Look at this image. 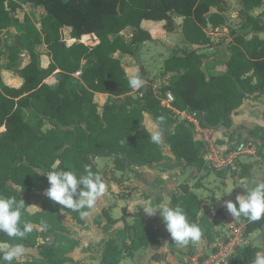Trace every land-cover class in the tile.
Returning a JSON list of instances; mask_svg holds the SVG:
<instances>
[{
  "label": "trees",
  "instance_id": "16d2710c",
  "mask_svg": "<svg viewBox=\"0 0 264 264\" xmlns=\"http://www.w3.org/2000/svg\"><path fill=\"white\" fill-rule=\"evenodd\" d=\"M262 1L238 0L243 21L239 26H230L224 8L226 0H0V35L9 26L19 32L15 44L5 48L6 67L23 79L17 88L0 81V196L19 201L23 191L43 192L39 197L42 209L37 213H30L29 203L24 200L21 227L30 224L31 232L24 238L0 232V241L38 247V258H15L11 264L72 261L68 253L77 242L65 235L62 213L78 224H84L86 219L80 211L47 198V177L40 172L62 169L79 177L87 175V165L100 175L98 157L110 158L116 170H130L135 165L160 161L164 156L163 142L185 166H206L203 144L195 139L190 123L178 122L170 110L160 105L151 87H145L138 98L129 96L133 88L115 54H124L132 45L151 40L150 32L141 27L143 20L164 21L163 27L171 31L172 17H182L183 39L196 48L165 59L163 73L173 76L162 89L173 94L175 109L195 114L203 126L213 130L229 128L232 112L248 96L264 93V38L260 35L264 32L263 12L252 13ZM21 3L44 7L40 29L28 17L23 22L11 17ZM222 26L228 28L231 38L225 71L207 76L198 50L211 45L207 29ZM127 27L133 31L126 38L121 32ZM42 38L52 59L46 68L40 66L36 49ZM66 39L76 42L66 45ZM23 51L29 58L18 64ZM82 61L85 65L81 69ZM80 69L81 76L77 78L73 74ZM52 74L57 80L53 86L45 82ZM96 92L125 97L121 102L108 103L99 112L93 102ZM143 112L149 113L155 124L163 118V141L159 144L152 142L143 124ZM44 124L51 128L43 131ZM250 134L260 142L258 155L264 159V128L253 129ZM124 154L127 164L119 159ZM247 173V166L241 162L238 174ZM100 179L106 182L105 176ZM194 187L180 183L169 206L181 207L189 222L200 227L201 239L208 240L215 235V228L224 224L229 212L218 208L212 216L203 214L204 200ZM82 211L87 213L89 209ZM236 219L246 222L245 235L264 225V217L256 222L244 217ZM163 236L170 234L158 214L147 220L136 213L131 223L115 230L105 242L100 264H120L125 255L157 246ZM193 243L182 247L190 253ZM259 250L246 243L226 264H252Z\"/></svg>",
  "mask_w": 264,
  "mask_h": 264
},
{
  "label": "crops",
  "instance_id": "0c3cea01",
  "mask_svg": "<svg viewBox=\"0 0 264 264\" xmlns=\"http://www.w3.org/2000/svg\"><path fill=\"white\" fill-rule=\"evenodd\" d=\"M44 14L45 10L43 6L34 5L31 3H21L15 11L10 13L11 17L18 19L19 22H23L24 18L28 17L37 29H40L41 27V19ZM34 17L38 19V22L34 21ZM172 19L174 22V29L171 31L164 30L163 33L159 32V29L163 24L162 21L143 20L141 22V27L150 32L152 37L151 40L136 43L132 45L131 49L126 52L127 54L135 56L136 52L138 51L140 57H142L143 61L141 62V64L143 65H147V63H150L152 60V64L158 63L155 65H157L160 68L159 70H161V87L170 84L171 77L173 76L172 73H163V63L165 59L172 55L169 54L171 48L170 45L176 43V39H179L181 44L187 48L186 51L196 48L195 46L185 42L183 39L181 31L182 17L173 16ZM177 19H179V22L176 24L175 21H177ZM175 27H178V31L175 29ZM226 29L227 27L225 26L217 27L215 29H212V33H225L224 31ZM131 31L133 30L127 27L121 32V34H126L129 37L130 35H132ZM18 34L19 32L17 31L15 26H9L5 30H3L0 35V49L2 52L0 54V81L4 85L15 88L22 85L23 79L18 72L6 67L7 54L5 48L7 46H12L15 44ZM66 34L67 32L65 31L64 35ZM157 34H160L161 36H163V38L156 41L157 43H155ZM224 35L225 37L227 36L229 38L227 41L228 47L231 39L229 34L225 33ZM173 38L175 40L174 42H172ZM166 40L167 42H165ZM67 42H69V44H65L70 45L76 41L75 39H67ZM148 44H156V51H158V48L160 46H162L163 48L166 47V50L160 52V54H156L155 57L152 58L151 52H145V49L147 50ZM203 48L205 47L200 48L198 52L203 56V69L206 75L215 76L224 73L225 61L229 55L228 49L226 48V55L224 56V60L221 61L220 59L216 58L217 56L205 58L204 53L210 48ZM36 49L39 52L38 60L40 66L46 68L50 64L52 59L49 49L43 42V38L37 45ZM119 55L122 54H115V56L120 59L123 65L124 60H122ZM28 58V54L23 51L21 55V61H25ZM152 64L147 66L150 67ZM84 65L85 61H82L81 69L84 67ZM81 69L78 70L80 72L79 75L75 73L73 75L77 78H80ZM134 71L136 72L137 68H134L131 73ZM125 73L126 76L130 78L131 73L129 75L128 71L126 70ZM45 82L53 86L56 84L57 80L52 74L45 79ZM154 87L152 86V90H154ZM129 93V96H131V92ZM109 95L110 93H94L93 102L99 112H102V110L106 108V105L108 103H113L116 101L121 102L125 97L124 95H115L119 98L111 102V100H107L108 98H106ZM113 95L114 94H112V96ZM99 96L100 100L98 101L97 98ZM147 119H151L152 123L154 122L152 116L149 113L143 112V124L148 130L145 124ZM153 124H155V122ZM256 128H264V93L248 96L243 101V103L235 111L232 112L231 126L229 128L218 129L216 131L215 137L217 138L218 143H224L226 145L235 141L243 142L248 140L249 138H252L250 131ZM194 136L195 139H197L196 135ZM252 139L256 138L253 137ZM163 151L164 156L160 161L145 165H135L130 170L124 171L116 170L114 168L112 160L111 163L107 162V160H104L110 158L100 157L103 158V161L101 162V169L106 179V182L104 183L105 188L103 194L97 198L95 206L89 209V211L87 212L84 224H78L73 221L69 214L62 213V219L67 229L65 235L77 242V245L74 247V249L68 253V257L72 261H68L64 264H100L104 244L109 239L111 234L115 230L122 229L125 223H131L133 221L135 213L142 214L143 217H147V220L153 218L155 215L149 216L143 212L142 208L145 207V202L151 201L153 208H159L164 204L169 205L171 198L177 192V188L180 183H187L191 186L195 185L194 192L204 200L202 210L206 207L207 204L210 205L209 208L211 210V215L209 216H212L213 212L216 209H226L224 203L225 201H234L237 194H243V189L238 186L239 181L242 178L246 179L249 183L257 178L264 179V159L261 157V155H257V157L255 158L248 157L244 159V162L242 161L243 164L248 168L247 176L238 174L237 176L233 175L234 177H232L227 176L223 173H213V171H209L210 169L207 166H185L174 157L169 149V146L168 150L164 147ZM125 187L127 189H125ZM230 190V193L222 195L224 192ZM36 191L37 190H28V194H26L29 198V201L27 200L29 203L27 210L30 213H37L42 209L39 197L43 192L40 190V192ZM32 193L38 196V198L34 200V202L31 201L32 199H30V197L33 195ZM208 195L209 199H207ZM235 221L236 218L227 213L224 224L222 226L216 227L215 232L217 234H220L222 231H224V225L226 223H232ZM261 229L264 230V225L261 228L249 233L248 235L254 236H252L251 240L246 241V243H251L255 246H258L260 249L259 251H262L260 243L262 241L261 237L264 236V234L262 236H258V234L256 233ZM39 241L40 243H42L41 239ZM194 243H198L199 246L197 245L196 248L192 247L191 250L207 249L209 245L202 239ZM23 247L25 249L24 253H26V258L21 259V261L32 257L38 258L37 246ZM182 248V245L172 241L170 236H163L157 246L140 248L134 251V254L132 256L125 255L121 259L120 264H161L162 262L175 260L184 262L189 253L187 252L188 254L186 255L184 253H180V250H182Z\"/></svg>",
  "mask_w": 264,
  "mask_h": 264
},
{
  "label": "clouds",
  "instance_id": "9594fccd",
  "mask_svg": "<svg viewBox=\"0 0 264 264\" xmlns=\"http://www.w3.org/2000/svg\"><path fill=\"white\" fill-rule=\"evenodd\" d=\"M129 85L133 89L142 86L141 79L137 72H132L129 78ZM163 118L154 125L150 138L152 142L159 144L162 139V129L160 124ZM87 175L77 176L73 171L51 170L46 175L48 187L45 195L51 201L66 208L80 211L81 216L87 215L83 209H91L95 206L96 200L104 192L105 185L99 175L93 173L89 166H85ZM243 189V194H237L235 202L225 201L227 211L236 218L244 217L249 222H256L264 217V179L257 178L249 183L246 179H241L239 185ZM79 188V191H78ZM232 190V189H231ZM226 191L224 194L231 192ZM75 197V198H74ZM222 197V196H221ZM24 200L17 201L14 197L0 196V232L8 237L24 238L32 231L30 224L24 223L21 227V210L24 208ZM143 212L149 216L158 214L170 234L172 241L186 246L189 242L201 240L202 232L195 223H190L184 210L177 206L171 207L167 204L159 208H153L151 201L145 202ZM46 229L47 224L43 225ZM25 252L20 244L11 245L0 241V264H11V262ZM252 264H264V251L256 253Z\"/></svg>",
  "mask_w": 264,
  "mask_h": 264
},
{
  "label": "built area",
  "instance_id": "2783aa9c",
  "mask_svg": "<svg viewBox=\"0 0 264 264\" xmlns=\"http://www.w3.org/2000/svg\"><path fill=\"white\" fill-rule=\"evenodd\" d=\"M79 71L75 74L79 75ZM153 93L160 105L168 110L178 122H188L193 128L197 140L203 144V159L208 168L218 172L239 173L241 157L256 156L260 149V142L249 138L243 142H232L228 145L218 143L215 137L216 131L203 126L195 114L173 107V94L169 90L155 86ZM246 222L236 219L231 223L229 234L214 243L211 250L195 249L191 251L181 264H226L228 259L244 245L243 235Z\"/></svg>",
  "mask_w": 264,
  "mask_h": 264
},
{
  "label": "rangeland",
  "instance_id": "374dc122",
  "mask_svg": "<svg viewBox=\"0 0 264 264\" xmlns=\"http://www.w3.org/2000/svg\"><path fill=\"white\" fill-rule=\"evenodd\" d=\"M224 8H225L226 16H227V19H228V21H227L228 25H230V26L231 25L232 26L241 25V23L243 21V17H242V14H241L240 6L238 4V0H226V5H225ZM252 12H253L254 15H258L261 12H263V20H264V0L262 1V4L258 8L253 10ZM34 21L38 22V19L36 17H34ZM162 22L164 24V21H162ZM175 22L177 24L179 22V19H177V21H175ZM163 24H162V27H160V29H159V32H162V33L164 32V30H166L163 27L164 26ZM175 29L178 31V27H175ZM207 32L210 35V37L212 38V41H211V46L203 48V49L210 48L204 53L205 58L206 57L207 58H211L213 56H217L216 57L217 59H220L221 61H223L224 60V56L226 55L227 41L229 39L227 36L225 37L224 34L225 33L228 34V32H229L228 28L224 31L225 33H220V32H213L212 33V30H210L209 28L207 29ZM240 32L244 33V31H240ZM171 35H173V34H171ZM123 36L126 37L127 35L125 34ZM261 36L264 38V32L261 33ZM171 37H174V36H171ZM162 38H163V36H161L160 34H157L155 43H157L156 41L161 40ZM176 40H177L176 43L170 45L171 48H170L169 54H179V53L185 52L187 50V48L181 44L179 39H176ZM174 41L175 40L173 38L172 42H174ZM165 42H167V40ZM65 43L69 44V42H67V39L65 40ZM149 43H153V42H149ZM155 48H156V44H151V45L148 44L147 45V50L145 49V52L146 53H150L151 52L152 58H154L156 54H158V53L160 54V52H163L164 50H166V47L163 48L162 46H160L158 48V51H156L157 49H155ZM119 56H120V58L122 60H124L123 61V65L125 67V70L128 71L129 75H130L131 71L134 68H137L136 72L138 73L139 78L141 79V82H142V86L141 87H142V89H140V88L139 89H133L131 91V96H133V98H138L139 96H141L142 91H143V89L145 87H151V88H152V86L153 87L154 86H158L159 88L161 87V85H162V82H161L162 81L161 80L162 76L160 75V71L161 70H159L160 68L157 65H155V64H158V63H155V64L153 63L152 64V62H153V60H152L150 63H147V65L152 64L150 67L147 66V65L141 64V62L143 60H142V57H140V54L138 53V51L136 52L135 56H132V55L127 54V53L119 55ZM99 98H100V96L97 98L98 101L100 100ZM106 98H108L107 100H111V102H113V101L117 100V98H119V97L115 96V95L112 96V94H110ZM153 123H152L151 119H147L146 122H145V124H146V126L148 128V131L150 133L154 130V125L155 124H153ZM49 129H50V126L46 125V124H44L43 127H42L43 131H48ZM161 140L163 141V139H161ZM163 145L168 150V146L164 142H163ZM248 157L255 158V157H257V155L256 156H243V157H241V162L242 161L244 162V159H246ZM102 159L103 158H100V157L97 159L98 164H99L98 166L100 168L102 166V163H101L103 161ZM104 160H107V162H110V163L112 162L111 159H104ZM209 169H210L209 171H213V173L214 172L215 173L218 172V171H215V170H213L211 168H209ZM218 173H223V174H225L227 176H232V177L238 175V173L223 172V171L218 172ZM125 189H127V188L125 187ZM36 192H40V191L37 190ZM26 194H28V192L27 191H23L21 193V197H22L23 200H28L29 201V198L27 197ZM37 198H38V196L36 194H33L30 197V199H32L31 201H33V202ZM207 199H209V195L207 196ZM209 206L210 205L207 204L206 207L203 208V210H202V213L206 214L207 216L211 215L210 214L211 210H210ZM146 219H147V217H146ZM224 227H225L224 231H222L220 234L219 233L217 234L215 232V235L211 239H208V240L207 239H202V240L205 241V243L209 244L207 250H211L213 248V246H214V243H216L218 240L224 239L229 234V230L231 228V223L230 222L226 223L224 225ZM256 234H258V236H262L264 234V230L261 229ZM252 236H254V235H245V233H244V235H243L244 245L246 244V241L251 240ZM261 240H262L261 243H260L261 249H262V251H264V236L261 237ZM197 245H198V243H194L193 244V248H196ZM194 250L195 249H193L192 251H194ZM180 253H184L185 255L188 254L185 248L184 249L182 248V250H180ZM16 258L18 260L24 259V258H26V253H23V255H21L19 257H16ZM181 263H183V262H180V260H175V261L162 262L161 264H181Z\"/></svg>",
  "mask_w": 264,
  "mask_h": 264
},
{
  "label": "water",
  "instance_id": "95a60500",
  "mask_svg": "<svg viewBox=\"0 0 264 264\" xmlns=\"http://www.w3.org/2000/svg\"><path fill=\"white\" fill-rule=\"evenodd\" d=\"M21 62V58L18 60V64ZM119 159L121 160V161H123L124 163H128V158H127V156H126V154H124V155H122L121 157H119ZM99 177L100 178H103L104 177V175H103V172H101L100 173V175H99Z\"/></svg>",
  "mask_w": 264,
  "mask_h": 264
}]
</instances>
